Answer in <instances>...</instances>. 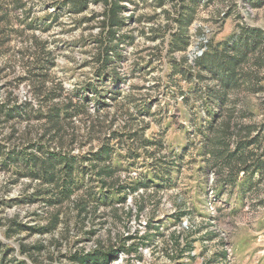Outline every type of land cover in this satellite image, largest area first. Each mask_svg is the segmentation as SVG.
<instances>
[{"label": "rangeland", "instance_id": "374dc122", "mask_svg": "<svg viewBox=\"0 0 264 264\" xmlns=\"http://www.w3.org/2000/svg\"><path fill=\"white\" fill-rule=\"evenodd\" d=\"M17 3H20V5H16ZM63 3L64 0H31V3H29L28 0H11L12 8H7L10 22L12 23L11 30H8L9 32H7V36H9L7 41L8 50L4 49V51H1L0 60H3L4 57H7L12 53L14 48L12 37L14 35H20L24 37L25 40L32 39L33 43H38L48 55V60H51H49L51 62L48 71L49 76L53 75V69L56 70L55 75L57 76L63 75L65 72H71L73 60L88 55L86 51L82 50L96 46V38L84 36L83 33L88 32L94 22L99 20V17H103V11H93L91 15H87L86 13L88 12L89 4H92L93 6L102 5L103 10L104 5L100 0H97L96 2L90 1L85 9L78 13H74L69 11ZM179 3H181L180 0H164L163 5L159 7L155 5V0H121L120 4L122 7L120 9V15L123 17L124 24L118 31L122 37V41L119 44L121 58L119 59V65L117 68L122 69L123 64L127 62L130 55H139L140 61L143 62L133 63L131 66L132 78H136V73L138 72L141 78L147 79L152 76L153 72L157 71V68L153 67L157 61L160 62L159 67L161 70H163V65L167 63L168 71L164 73V79L169 81V84H166L165 88L170 86L180 95H182V93H187L184 97H192L191 100L193 99V101H188V103H193L194 100L195 102L200 100L208 101L203 97L199 98L198 94H202V92L204 93L205 89L203 85L206 81L211 82L207 77H204L205 75L210 76V73H202V75L200 74L201 77H198L197 71H194L192 68L190 69V82L184 78L182 74L172 72L169 47L172 36L177 32V30L173 29V26H178L174 19L176 18V15H178L180 9ZM225 3L228 5L226 10L223 8ZM217 5H220V7H217ZM49 9H53V11H49ZM21 10L23 11L21 12ZM66 17L70 19L65 20ZM13 21H15V24ZM25 21H27V23H25ZM100 21L101 20H99V23ZM20 24L24 25L23 29L17 27V25ZM54 27L58 28L59 31L54 38L49 40L46 38V34L50 33ZM125 29L127 31H124ZM247 30H261L264 32V0H239L238 4L236 0H210L208 5H206V2H200L195 8L193 20L187 28L189 34L188 46L184 52L175 51L173 56L177 61H181V57L186 54L193 58L196 54L202 52L204 49L203 44L207 41L210 42V51H213L215 47L218 50L222 49L226 42L230 48L233 46V41ZM200 32L201 34H199ZM138 42L141 43V47L137 51L130 53L129 50L136 48ZM48 43L53 45L55 54H53L52 51H46ZM144 52L149 54L147 60L143 59ZM15 54L21 56L28 55L26 50L22 51L19 48L15 50ZM89 63L90 62L87 59H84L81 63L76 65V70L82 72L83 69L89 66ZM183 64L186 63L182 62V68H184ZM11 67V63L0 67V79H5V83L0 84V94H4V99L6 96H10V98H16L17 101L24 100L29 96L30 92L25 83H18L17 79L20 75L15 76L13 79L5 78V73ZM258 72L260 79L257 83L256 89L237 88L238 90L234 89L228 93L234 100H238L240 102L239 105L244 108L245 115L242 117V123L253 127L252 132L256 131L257 128L256 123L253 122L255 117L264 116V111H261V108L264 107V105L259 104L257 101V95L259 93H264V67L259 69ZM169 78L172 82H170ZM127 79V77H121V80L118 83H113V88L117 87L120 94H118L115 100L111 99L112 104L119 100L120 96L123 95L124 90L122 85L127 83ZM211 79L215 82L214 78ZM108 81L109 79L107 82ZM25 82L27 81L25 80ZM65 83H67V81H65ZM158 86V84H152L133 85L132 87L133 90L143 91L146 88L151 90ZM13 89L14 92L12 91ZM179 89L182 93L179 92ZM196 92L197 94H195ZM191 93L192 96H189L188 94ZM163 95H167V93L165 92ZM89 98H91V96H89L88 99ZM104 99L108 105L103 107L110 108L112 105L109 104L108 97L105 96ZM128 99L131 102H134L135 105H143V108L146 107L151 114L152 108L162 102L161 95L147 99L143 97H129ZM233 102L234 101L231 99L229 105ZM208 105L209 103L207 104V111L205 113V116H207V123L212 120L214 114L219 112L218 108L216 110L210 109ZM183 106V101H178L176 104V111L173 112L171 105H168L167 110L172 113L168 124L169 132L175 131V125L172 121L175 120L177 112L183 111ZM41 111L44 110L42 109ZM76 115L79 116L81 114L77 113ZM139 115L140 117L148 116L145 113H140ZM44 120L45 119L34 117L28 120L14 119L9 122H2L0 123V135L3 134L5 126H10L8 136L12 133V138H15L11 139V141L17 139L28 140L31 133L40 127L41 122ZM71 120L75 121L76 117H72ZM161 122L163 123V121ZM20 125L25 126L23 132H21ZM203 126L204 125H202L201 128ZM260 126L261 131H256L257 144L254 146V149L255 155L258 156L264 165V152H259L258 154L259 147L264 144V121L260 122ZM17 133L21 134L20 137L17 136ZM167 134L168 133L166 132L165 136H167ZM145 135L147 137V131L145 132ZM184 136L188 137L186 146H184L182 137L177 136L175 138L181 141V151L183 152L181 160L189 159V153L193 151L195 152V155L191 157V169H186L181 165L178 172L173 174L175 180L171 181V184L158 187L154 185L155 183H150L148 187L154 186L156 191L160 194V200L157 201V207H159L161 202L166 204L170 203L171 198L168 194L180 185L181 177H183V182L187 185H191V189L194 192L190 201V211H185L181 208L180 210L182 214L174 211L164 212L163 216L152 215L149 218L148 224L152 232L149 238H152L150 243H155L159 240V244L157 245L159 252H150L147 250L149 245H143L145 251L136 255L135 259L139 260L141 264H185V261H187V264H201L204 259H213L211 264H224L221 260L222 256L219 254L222 253V249H224L226 257L225 264H264V231H257L256 228L251 227L247 222H241L238 218V211L233 210L232 208L231 201H225L224 205L225 209L231 212V222L225 223L222 220H218L215 227H212L211 222L216 218L205 214L195 195V192L198 190V185L196 183L197 177L207 175L209 171L207 168H205V170L201 169V165L199 164L201 161L195 162V160H201L199 157V151L203 145H197L195 142L191 141L190 132H184ZM0 143L7 145L4 141H0ZM48 146L53 148L50 144H48ZM135 156V162L140 163V150L137 151ZM81 160H83V156L81 157ZM149 167L150 164L148 165V168ZM8 173H11V175L7 176V179H5V176ZM14 173H16V168L13 166L9 167L7 170L0 167V183H3L5 189L3 198H0V264H30V262L31 264H48L53 258L50 254L45 255L46 246L44 241L48 240L49 237L55 241V234L63 230L64 224L73 216L78 217L77 211L73 208L71 200L64 202L62 205H55L53 207L44 205L41 199H34V193H29L27 191V188L31 187L30 184L21 189L18 195H8L15 185L19 184L22 179H25V177H21L19 180L13 181ZM86 173L87 171L85 170L83 174ZM257 177L264 178V171L261 173L260 169H258V171L253 172V174H246L243 173V171L237 170L234 177L228 182L243 191V198L246 201L250 194L253 196L259 195L260 184L264 183V179H257ZM90 179L96 180L95 177H90ZM203 187V185H199V189H203ZM103 190L104 191L99 189V183H97V191L102 193L105 201L114 200L121 204H130L132 201V197L129 195H127L126 199L122 201V195H115V191H113L114 189L110 190L104 188ZM223 194L224 187L222 185L217 189V196L215 199H221ZM74 196L75 193L73 197ZM92 203L96 204L97 201L93 200ZM237 203L239 204V201H237ZM33 205H40V207L33 208ZM102 206L108 207L109 204L104 203ZM146 206L147 205L143 203L142 209L138 211H143ZM243 206L245 208L248 207L246 203ZM252 207L257 212L264 208V196H260L258 200H254ZM51 209H55V211H50ZM8 212H12V215H6ZM55 213L58 214V221L53 227H51L49 223ZM127 215L131 217L132 212L129 211ZM184 215L204 217L206 223L201 224L185 236V239H188L187 243L192 245V256L185 255L188 253L187 249L186 252H184V256L180 259H170L167 256L169 252V245L167 242L171 236L166 239V233H168L170 229H175L180 225ZM41 220H47V224L41 225L39 223ZM13 221L15 223L12 224ZM107 222V220H104V223ZM46 225L49 227L44 231H37L30 227L33 226L34 228H39ZM10 226L16 228V231H10ZM232 227L239 229L238 232L232 234L234 236L232 241L218 239L221 232L229 234V229ZM156 228H159V230ZM21 233H24L25 235H21ZM174 233L175 232L173 231L171 235ZM94 235V231L91 232V234L84 232L83 235L73 241L67 252H59L58 259L60 264H64L65 261H67V264H79L71 260V255L74 252H87L83 245L91 244V237ZM33 236L40 237L41 239H38L33 244H26L25 241L31 239ZM13 237L16 239H13ZM126 240L128 241L129 239L126 237L119 244L108 247L101 246L100 248L104 251H116L118 250V246L123 244ZM34 246H39L40 249H34ZM58 247L63 248L64 245L58 244ZM72 248H75V251H72ZM119 251L122 250L119 249L118 252ZM137 251L138 248L135 244L131 247H126V250H124V252L129 253ZM108 256L109 254L105 255L106 258ZM153 256H155V260L152 259ZM257 256H259V259H256ZM120 260L121 258L116 259L115 257L109 264H119Z\"/></svg>", "mask_w": 264, "mask_h": 264}, {"label": "clouds", "instance_id": "9594fccd", "mask_svg": "<svg viewBox=\"0 0 264 264\" xmlns=\"http://www.w3.org/2000/svg\"><path fill=\"white\" fill-rule=\"evenodd\" d=\"M28 2L31 3V0H28ZM236 2L238 4L239 0H236ZM0 5H4L8 9L12 8L11 0H0ZM217 7H220V5H217ZM227 7L228 5L225 3L223 8L226 10ZM49 11H53V9H49ZM93 11H103V6L89 4L86 14L91 15ZM68 19L70 18H65V20ZM102 19L103 17H99V20ZM99 20L94 22L90 30L83 33V35L103 39L102 34L106 30L100 26ZM13 23L15 24V21ZM17 27L23 29L24 25L20 24ZM173 29L177 30L178 26L174 25ZM58 31L59 29L54 27L50 33L46 34V38L51 40ZM124 31L127 30L125 29ZM117 35H120V33H117ZM12 39L14 41L12 53L4 57L3 60H0V67L8 63L12 64V67L5 73L6 79H13L17 75H28L29 68L28 65L24 64V61L31 62V53L37 51L32 39L25 40L20 35H14ZM140 47L141 43L138 42L136 48L130 49L129 52H135ZM17 48L22 51L26 50L28 55H16L15 50ZM46 51H52L55 54L51 43L47 44ZM82 51H86L88 55L74 59L71 72H65L63 75L57 76L55 75L56 70L53 69V75L47 79L32 81L29 78V81L26 82V86L37 89L27 97L32 102L35 111L39 112L43 109L47 114L54 113L55 109L60 110V123L55 128L48 120H44L41 122V126L33 131L28 139L35 141L42 136L53 148L59 147L60 152L64 155H74L78 169L83 170L84 168L81 160V157L84 156L90 161L88 168H92L94 164L95 170L87 171L86 174H81L78 171L75 182L64 190L63 195L60 194V189L56 183H43L42 180H30L28 178L22 179L19 184L12 188L8 195H18L21 189L30 184L31 187L27 188L29 193H34L37 188L46 189L50 191L52 196H59L61 199L67 197L69 192L75 193V196L71 199V203L73 205L79 204L85 208L83 214L79 217L73 216L64 224L63 230L55 234V241L51 237L44 241L46 246L45 255L50 254L53 258L48 264H60L58 259L59 252H67L73 241L79 236L83 235L84 232L91 234L93 231L95 235L91 237L92 243L83 245L86 251H91L101 246L116 245L124 238L131 236L134 239H129L127 243L130 247L135 244L138 251L132 253L119 252L121 258L119 264H141L139 260L135 259V256L145 251L143 245H149L147 250L150 252H159L157 247L159 240L155 243L143 240L145 236L152 234L151 229L148 227L149 218L152 215L163 216L164 212H174L178 208L190 211V201L194 194L191 185L185 184L183 177H181L180 185L168 194L171 198L170 203L161 202L159 207H157L160 194L154 186L148 187L151 183L147 176V172L149 171L148 165L150 164V171L154 174L155 178L164 180V185L162 186H166L170 182L163 175L166 170L170 171L172 167L178 169L181 165L186 169H191V157L195 155V152L189 153V159L181 160L183 156L181 141L175 137H182L183 142L187 143L188 137L184 136V132H190L191 141L197 145L202 143L197 138L196 133L198 128L207 123L205 113L208 102L200 100L185 104L183 111L177 112L175 120L172 121L175 125V131L169 132L168 124L172 113L167 110L168 105H171L172 111L175 112L177 102L183 101L184 95H187V93L180 95L170 86L165 88V85L169 84V81L164 79V73L168 71L167 63L163 65V70H161L159 67L160 62L157 61L153 65V67L157 68V71L153 72L152 76L147 79L141 78L138 72L136 73V78H132L131 66L133 63L143 62L140 61L139 55H130L127 62L123 64L122 69L117 68L116 64L109 65L106 71L128 78L127 83L122 85L124 90L123 95L112 104L111 97L116 91L113 88L114 81L112 77L110 76L109 81L105 84H97L98 77L93 75L94 71L100 66L94 60V57L102 52L101 47L92 46ZM148 56L147 52L143 53L144 60H147ZM84 59L90 62L89 66L83 69L82 72L76 70V65ZM190 66H193L192 57H189L187 63L183 64L184 68H189ZM193 70L198 71L194 67ZM4 83L5 79H0V84ZM86 84L94 85L101 93L108 92V102L112 106L105 108L99 105L96 97L85 87ZM152 84H158L159 86L151 90L146 88L143 91L133 90L132 87L133 85ZM110 89L112 91H109ZM12 91L14 92V89ZM165 92L167 95H163ZM157 95H161V104L154 106L152 114L144 117L137 115V108H142L143 105L137 106L128 99L129 97H143L147 99ZM89 96H92V99H88ZM229 99L231 100L232 97L230 96ZM257 101L259 104L264 105V93L257 95ZM3 102L4 94H0V103ZM236 107L239 109L241 106L237 105ZM261 111H264V107L261 108ZM77 113L81 115L77 116ZM66 114L75 116L76 120H65L64 116ZM261 121H264V116L255 117L253 122L257 125L256 131H261ZM20 128L21 132H23L25 126L20 125ZM9 131L10 126H5L3 134L0 135V141H4L8 148H11L14 143L22 146L27 142V139L8 141L6 137ZM146 131L147 137L145 135ZM256 131L252 133L253 136L256 135ZM166 132L168 133L167 136H165ZM114 133L116 134L115 139L113 138ZM20 135V133H17L18 137ZM233 139H235V136H233ZM146 140L152 142L150 146L146 143ZM109 142L111 143L109 144ZM106 145L112 150L111 155L107 159H102L101 148ZM137 150H140V163L135 162ZM31 151L40 160L46 158V153L38 151L36 147H33ZM259 152H264V144L259 147L258 154ZM207 159L210 162L209 171L207 175L197 177L198 190L195 192V195L205 214L216 218L211 222L212 227H215L218 220H222L225 223L231 222V212L226 210L224 206L225 201H231L232 208L238 211V218L241 222H247L251 227L256 228L257 231H264V208L257 212L252 207L254 200H258L260 196H264V183L260 184L259 195L253 196L250 194L249 198L245 201L243 191L228 182L231 177H234L238 169L215 165V160L211 156ZM61 168L62 166H57V176L63 175ZM101 168L110 169V174H102L100 179L117 192L123 189L127 195L132 197L130 204H121L114 200L105 201L103 199L102 193L97 191L96 180L90 179V177H95L96 172ZM9 175L11 173L6 174L5 179ZM257 179L264 178L257 177ZM171 180L174 181L175 177H172ZM199 185H203V189H199ZM222 185L224 187V194L221 199L216 200L217 189ZM4 194L3 183H0V198H3ZM93 200L97 201L95 205L92 203ZM237 201H239V204ZM141 202L147 206L144 207L143 211H138L137 205ZM104 203L109 204V206H102ZM245 203L248 205L247 208L243 206ZM39 207L40 205H33V208ZM50 211H55V209H51ZM129 211L132 212L131 217L127 215ZM6 215L11 216L12 212H8ZM104 220L108 222L104 223ZM39 223L45 225L47 224V220H41ZM204 223H206L204 217L184 215L182 223L166 233V239L174 231L179 236L180 245L183 247L185 236ZM238 231L239 229L232 227L229 229V234L221 232L218 239L232 241L234 239L232 234ZM21 235L25 234L21 233ZM13 239L16 238L13 237ZM38 239L41 238L33 236L31 239L26 240L25 243L33 244ZM142 240L143 245L141 244ZM58 244H63L64 247L60 248ZM171 244L172 241L168 239L169 247H171ZM72 251H75V248H72ZM152 259L155 260V256ZM256 259H259V256ZM64 264H67V261ZM185 264H187V261H185Z\"/></svg>", "mask_w": 264, "mask_h": 264}, {"label": "trees", "instance_id": "16d2710c", "mask_svg": "<svg viewBox=\"0 0 264 264\" xmlns=\"http://www.w3.org/2000/svg\"><path fill=\"white\" fill-rule=\"evenodd\" d=\"M90 1L96 2L97 0H64L63 5H65L69 11L78 13L85 9ZM100 1L104 5V10L103 19L99 24L106 31L102 34L103 39L96 38L95 40L96 46H100L102 52L94 57V60L97 61L100 66L94 71L93 75L98 77L96 81L97 84L107 83L110 76L112 77L114 83H118L121 80V77L116 75L114 72L110 73L106 71V69L112 64H116L118 67L119 59L121 58L119 44L122 41V37L117 35L121 26L124 24L123 17L120 15V9L122 7L120 4L121 0ZM209 1L210 0H180V9L178 15H176V18L174 19V21L178 24V29L172 36L169 47V57H171L170 64L172 65L173 73L182 74L183 77L190 82V69L193 67L198 69V77H201L200 74L202 75V73L211 74L210 76H204L211 80V82L206 81L203 85L205 89L204 93L202 92V94L198 95L199 98L203 97L208 100V107L210 109H219V112L214 114L211 121H209L202 128L197 129L196 134L202 141L199 145H203V147L199 151V157L201 160H195V162L201 161L199 163L201 165V169H209L210 162L207 158L211 156L215 160V165L238 169L246 174H253V172L258 171V169H260L262 173L264 171V165L258 156L255 155L254 149V146L257 144V135H252L253 127L242 123V117L245 115V110L242 106L239 109L236 107L240 102L232 98L234 102L229 105L230 96L228 93L234 89L238 90L237 88L256 89L257 83L260 79L258 71L264 67V32L261 30L244 31L242 35L238 36V38L233 41V46L229 48L226 42L220 50L215 47L213 51H210V42L207 41L203 44L204 49L202 52L193 57V66H190L189 68H182V62L187 63L189 58L187 54L181 57V61H177V59L173 56L175 51L184 52L188 46L189 34L187 28L193 20L195 8L200 2H206V5H208ZM163 3L164 0H155L156 6L160 7ZM16 5L19 6L20 3H17ZM11 26L12 23L10 22L7 7L0 5V54L2 53L1 51H4V49L8 50L7 41L9 36H7V32H9L8 30H11ZM199 34H201V32ZM37 44L38 43L36 42L34 43L37 51L31 53V62H24V64L28 65L29 68L28 75H20L17 79L18 83L26 84L25 80L29 81V78H31L32 81H39L47 79L49 76L48 71L50 69L51 60H48V55L44 52L42 47ZM211 78H214L216 83L213 82ZM170 82H172L171 79ZM85 87L96 97L99 105H108L104 99L105 96L109 97L108 92L101 93L94 85L91 84H86ZM28 89L30 93L37 90L34 87H28ZM114 89L116 91L112 95L111 99L115 100L118 94H120V91L117 87ZM109 91L112 90L110 89ZM179 92H181L180 89ZM195 94H197V92ZM182 95L184 94L182 93ZM188 95L192 96V93ZM191 98L192 97H184V105L188 104V101H193ZM89 99H92V96ZM59 112V109H55L54 113L47 114L44 111L37 112L33 109L32 103L29 99L25 98L24 100L17 101L16 98L6 96L4 102L0 103V123L9 122L14 119L28 120L35 117L48 120L55 128V126L60 123ZM140 113L151 115L150 111L146 107H138L137 115L140 116ZM72 117L74 116L66 114L64 119L68 120ZM205 117L207 118V116ZM233 129H235V131H233ZM233 136H235V139H233ZM113 138H116L115 133L113 134ZM11 139H15L12 138V133L7 137L8 141H11ZM43 139L44 137L42 136L35 141L28 139L22 146L14 143L11 148H8L7 145L0 143V167L4 170H7L12 166L16 168V173L13 174L14 176L12 175L13 181L19 180L21 177H25L30 180H42L43 183H56L57 187L60 189V194L63 195L64 190L75 182L78 171L83 174L85 170H95L94 164L92 168H88L90 161L84 156L82 160L84 168L83 170L78 169L77 161L74 155H64L60 152L59 148L49 147L48 142ZM110 143L111 142H109V144ZM146 143L150 146L152 142L146 140ZM184 146H186V143H184ZM33 147H36L37 150L42 153H46V158L44 160H40L39 157H36L31 151ZM111 151L112 150L107 145L102 147L101 158H109ZM58 165L62 166V176H57L56 169ZM179 168L177 169L176 167H172L170 171L166 170L163 174L164 177L171 182L173 174L177 173ZM102 174H110V169L101 168L96 172L95 179L97 183H99V189L102 191H104V188L112 190L113 188L109 187L107 183L100 179ZM147 174L149 180L151 183H155V186L162 187V185H164V180L155 178L154 174L150 171V167ZM170 182L167 184H171ZM113 191H115V195H122V201L126 199L127 194L123 191V189L118 192L116 190ZM34 194V199H41L44 205L48 207L62 205L64 202L71 200L74 195V193L69 192L67 197L61 199L59 196H52L49 190L40 188H37ZM72 206L77 211L78 217L85 211V208L79 204H72ZM142 207L143 203H138V210H141ZM180 209L181 208H178L177 212L182 214ZM57 221L58 214L55 213L53 214L52 220L49 224L53 227ZM13 223L15 222L13 221L12 224ZM30 227L31 229L37 231H44L49 226L46 225L39 228H34L33 226ZM156 229L159 230V228ZM9 230L16 231V228L10 226ZM149 237L150 235L145 236L146 239L143 238V240L151 242L152 238L150 239ZM131 238L133 237H127V239ZM143 240L141 241L142 245ZM170 240L172 241V244L171 247H169V252L167 254L170 259H180L184 256V252H186L187 249V255L190 257L192 256L191 251L193 248L191 244L187 243L188 239H185L183 247H181L179 236L176 233L171 235ZM127 245L128 243L126 240L123 244L118 246V250H126V247H130ZM34 247V249H40L39 246ZM118 250L104 251L101 250L100 247H97L87 252H74L70 258L79 264H109L111 260L116 257ZM106 254H109L107 258L105 257ZM219 254L222 256L221 260L225 264V250L222 249V253ZM212 261L213 259H204L201 264H211Z\"/></svg>", "mask_w": 264, "mask_h": 264}, {"label": "built area", "instance_id": "2783aa9c", "mask_svg": "<svg viewBox=\"0 0 264 264\" xmlns=\"http://www.w3.org/2000/svg\"><path fill=\"white\" fill-rule=\"evenodd\" d=\"M119 252H121V251H119ZM119 252L116 254V259L120 258Z\"/></svg>", "mask_w": 264, "mask_h": 264}]
</instances>
